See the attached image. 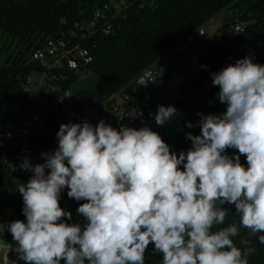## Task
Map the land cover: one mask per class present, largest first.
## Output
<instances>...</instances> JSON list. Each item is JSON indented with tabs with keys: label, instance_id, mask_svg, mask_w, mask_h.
<instances>
[{
	"label": "clouds",
	"instance_id": "1",
	"mask_svg": "<svg viewBox=\"0 0 264 264\" xmlns=\"http://www.w3.org/2000/svg\"><path fill=\"white\" fill-rule=\"evenodd\" d=\"M212 83L226 111L198 113L201 134L188 133L192 147L178 155L147 126L61 124L57 149L20 165L33 173L18 189L26 220L0 225L15 243L0 236L3 264H15L9 250L24 264H145L150 243L161 264H248L250 239L240 247L234 238L243 228L264 244V65L246 56L212 73ZM176 112L158 106L156 124ZM65 188L85 201L76 210L83 224L69 223L60 206ZM230 207L239 223L219 227Z\"/></svg>",
	"mask_w": 264,
	"mask_h": 264
},
{
	"label": "trees",
	"instance_id": "2",
	"mask_svg": "<svg viewBox=\"0 0 264 264\" xmlns=\"http://www.w3.org/2000/svg\"><path fill=\"white\" fill-rule=\"evenodd\" d=\"M105 1L0 0V37H6L9 42L7 51L15 45L5 63L0 64V104L27 101L23 92L24 83L33 71L39 70L37 63L31 60L30 52L42 47L49 37L67 34L75 28L76 22L89 20L95 8ZM226 7L232 9L233 13L219 29L224 32L223 40L214 46L188 78L185 96L173 117L171 140L175 146L170 151L177 155L181 151L187 152L192 147L187 134H201V116L198 113L218 115L226 111L227 106L219 101L217 95L219 87L212 83V73L246 56L251 57L254 63L264 65V0H159L157 7L132 12L127 19L119 21L121 28L117 33L97 35L84 41L93 55L88 71L101 77L106 85L83 90V93L103 96L122 89L129 90L145 68ZM236 18L248 23L246 31L238 35L228 31L230 23ZM77 79L72 75L64 86H71ZM59 118L58 114H52L46 131L35 140V147L41 156L42 153L54 152L58 147L56 134L61 125ZM189 123L193 127L189 128ZM225 154L234 156L238 154V149L229 148ZM44 159L42 156L41 163ZM240 161L247 166L244 155L240 156ZM30 178H25V184ZM67 192V188L62 191L60 206L72 213L69 223L83 224L84 220L76 210L85 201L69 198ZM16 199L13 202L0 201L2 225L26 220L22 211L23 198L19 194ZM233 222L239 223V217L235 215L234 207H230L224 224L219 227H227ZM0 235L12 240L11 233L6 229ZM257 236L249 237L248 231L241 228L240 235L234 238L240 247H243L239 244L240 239H250V246L255 252L249 256L248 264H264V244L259 242Z\"/></svg>",
	"mask_w": 264,
	"mask_h": 264
},
{
	"label": "built area",
	"instance_id": "3",
	"mask_svg": "<svg viewBox=\"0 0 264 264\" xmlns=\"http://www.w3.org/2000/svg\"><path fill=\"white\" fill-rule=\"evenodd\" d=\"M158 4L159 0H107L95 8L89 20L76 22L75 28L67 34L49 37L42 47L30 52V58L37 63L39 70L33 71L24 83L23 92L28 100L0 104V187L5 178L20 176L25 179L33 175L20 165L25 158L33 165L41 163L42 156L35 147V140L46 131L52 114L59 115L60 124L87 121L95 126L104 120L116 129L147 126L170 145L173 118L162 126L157 125L154 115L158 106L179 108L188 78L223 40V31H209L202 26L145 68L129 90L88 96L83 90H73L75 83L64 86L72 75L78 77L88 72L93 61L91 50L84 41L97 35H113L121 28L120 20L127 19L132 12ZM247 26V22L236 18L228 31L238 35L245 32ZM34 74L38 79L33 84ZM3 239L12 245V249L15 248L13 240ZM7 255L9 261L24 264L14 250H9ZM0 264H3L2 253Z\"/></svg>",
	"mask_w": 264,
	"mask_h": 264
},
{
	"label": "rangeland",
	"instance_id": "4",
	"mask_svg": "<svg viewBox=\"0 0 264 264\" xmlns=\"http://www.w3.org/2000/svg\"><path fill=\"white\" fill-rule=\"evenodd\" d=\"M232 9L226 7L218 12L213 18H211L204 27L209 30H219L226 21L232 15ZM9 47V42L7 41L6 37H0V64H4L7 60L8 55L13 51L15 45L7 51ZM35 78L33 80V84L35 80L38 79L36 77L37 74H34ZM33 75V77H34ZM105 81L99 77L97 74L91 71H85L78 76L77 81L73 85V90H86L89 88H99L105 86ZM32 88L35 89V86L32 85ZM117 100H120L119 95H116ZM34 115L33 113H31ZM174 141L171 140L169 148L170 150L174 149ZM20 184H25V179L20 176H13L8 177L2 180L1 187H0V201L4 200L7 202L17 201L16 196L19 195V186ZM21 196V194H20ZM162 261V255L154 250V245L149 244L148 248L145 252V264H160Z\"/></svg>",
	"mask_w": 264,
	"mask_h": 264
}]
</instances>
